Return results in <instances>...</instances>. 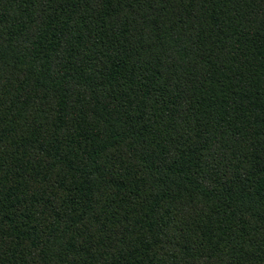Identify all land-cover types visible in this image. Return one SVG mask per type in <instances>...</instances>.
<instances>
[{
  "label": "trees",
  "instance_id": "16d2710c",
  "mask_svg": "<svg viewBox=\"0 0 264 264\" xmlns=\"http://www.w3.org/2000/svg\"><path fill=\"white\" fill-rule=\"evenodd\" d=\"M0 264H264V0H0Z\"/></svg>",
  "mask_w": 264,
  "mask_h": 264
}]
</instances>
